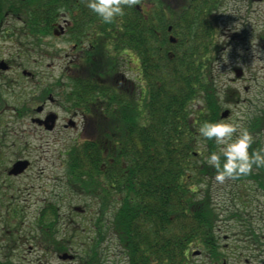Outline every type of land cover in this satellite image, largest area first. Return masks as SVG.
Listing matches in <instances>:
<instances>
[{"label":"trees","instance_id":"trees-1","mask_svg":"<svg viewBox=\"0 0 264 264\" xmlns=\"http://www.w3.org/2000/svg\"><path fill=\"white\" fill-rule=\"evenodd\" d=\"M154 1L152 8L151 0H138L106 24L86 0H0V23L5 13L21 12L19 33L37 39L38 23L50 24L67 12L77 41L90 31L92 43L72 68L74 103L90 117L91 131L70 149L67 165L78 188L93 184L79 191L103 204L94 224L103 216V228L116 238L126 264H198L193 249L210 263L220 262L218 223L230 216L242 221L251 250H264V234L253 229L248 212L225 216L228 209L217 206L216 172L205 160L218 146L197 132L201 122L221 120L231 97L219 93L213 74L218 47L206 4L198 2L188 13L173 8L166 18L164 0ZM169 32L175 43L167 40ZM126 50L140 62V93L119 73ZM103 59L109 64L104 72ZM263 123L257 116L246 128L254 136ZM261 146L254 137L250 151ZM226 180L251 183L264 193V168Z\"/></svg>","mask_w":264,"mask_h":264},{"label":"rangeland","instance_id":"rangeland-1","mask_svg":"<svg viewBox=\"0 0 264 264\" xmlns=\"http://www.w3.org/2000/svg\"><path fill=\"white\" fill-rule=\"evenodd\" d=\"M152 3L153 0H151L150 4ZM24 15L19 12L18 18L8 17L5 19L4 21L10 25L2 27L0 35V59L11 60L15 62L16 66L21 65L20 67L29 71L49 70V72L54 73L66 71L68 62V57H65L66 53L71 52V55L78 58L88 45L92 43L86 40L85 36L87 33L80 37V41H77L71 35L59 33L56 37L45 38V40L51 42V48L47 46L48 49L50 48L49 52L52 46H56L59 50L56 59L52 61L46 59L40 55L45 48L38 45L36 38H25L22 35L25 33L12 35L11 37L4 36L6 32L14 33L16 29L21 27ZM218 15L222 21L220 26L218 27L215 21L212 24V29L214 30L212 39L216 41L218 47L213 55V61H215L213 63V74L220 88L219 93L223 95L227 92L228 95H231L229 97L230 101L223 105L224 109L229 110V115L224 120L237 121L246 127L257 116H263L264 119V0L262 2L221 0ZM209 22L212 23V19ZM60 26L63 27V24H60ZM72 44H76L75 50H71ZM227 49L228 59L225 62L221 54ZM103 55H106V51H103ZM128 60L131 61L128 64L129 67L134 70V61L131 58ZM51 62L54 66L47 67ZM101 64H103L104 72L109 64H106L104 59ZM110 67L111 69H116V67ZM14 69L18 73L21 70L18 67ZM235 70L240 72V77L236 76ZM124 74L128 80H132L133 77L134 81L137 80L136 74L126 70L125 67ZM140 84L141 81L138 79V87L141 90ZM69 101L75 102L74 95ZM261 128L260 133H255L253 137L260 139L264 146V126ZM77 130L72 132L75 136L74 145L86 136V134H82L81 137L80 135L78 136ZM71 144L72 142L67 139L60 142L57 153L59 157L53 168L51 166L52 160L49 162L45 161L46 157L50 159L53 150L44 154L43 157L45 159L42 162L46 169V174H44L43 178H50L53 171L58 178V182L55 189L37 190L38 193L36 194L38 198H41L42 195L46 197L51 195L49 198L47 197L49 200L58 198L60 232L56 240L60 242L70 240L67 244H70L72 250H76V253L81 258L83 252L86 253L85 250H91V255L95 254L97 259L100 256L103 257V264H126L123 250L111 232L103 228L104 223H96L97 231L91 226L94 220H97L96 213L99 209H102L103 204H100V201L98 204V199L92 196L91 198L82 196L79 188H89L93 184L82 183L78 185L79 188L76 184L74 189H71V185L67 183L66 175L70 174L67 162L70 159L66 155L68 160L65 162L63 153ZM72 171L75 172L74 170ZM44 182H48V180ZM215 185L218 188L215 196L218 203L217 206L219 208L224 206L228 209V213L225 216L230 215L232 212L237 214L238 211L243 216H246L244 212H248L251 216L250 219L253 221V229L256 233L261 232L264 234V193L257 191L251 183L238 185L233 181L225 180L223 183L215 181ZM234 193L239 194L234 195ZM112 201H116V199L113 198ZM41 207L42 204L38 203L37 206H33V209L37 208L38 211ZM76 207L80 209L74 210ZM55 214H57V211ZM231 217L233 216L218 223L219 244L223 247V250H220L223 255L222 258L227 264H264V250H251L252 247L248 246L249 243L243 236L245 229L241 225L242 221ZM69 220L70 231L66 232L65 224ZM101 220L103 221V216ZM239 232L241 233L238 234ZM194 260L198 264L218 263L208 262L207 257L203 254L195 256ZM60 264L67 263L60 261ZM74 264L76 263L74 262Z\"/></svg>","mask_w":264,"mask_h":264},{"label":"flooded vegetation","instance_id":"flooded-vegetation-1","mask_svg":"<svg viewBox=\"0 0 264 264\" xmlns=\"http://www.w3.org/2000/svg\"><path fill=\"white\" fill-rule=\"evenodd\" d=\"M198 2L206 4L202 8L210 15L218 14L219 0H164L166 18L179 6L182 13L193 12ZM151 5L155 7V2ZM8 15L12 14L5 13L4 17ZM8 25L0 23V28ZM73 26L67 12H61L50 24L38 23V45L45 48L40 55L51 61L56 59L58 48L52 46L49 52L51 42L45 38L56 37L59 33L74 37L71 33ZM45 27H48L46 31ZM17 34L6 32L4 36ZM87 34L90 41V33ZM171 34L169 32L167 35L168 41ZM71 47V50H75L76 44ZM65 57L71 64L76 59L71 52L66 53ZM131 59L136 65L134 70H139L138 57L132 54ZM0 60L7 65V69H0V264H60V261L85 264L81 257L76 256V250H72L70 244L60 247L54 240L60 232L58 198L49 200L51 195L48 198L36 196L37 190L55 189L58 182L53 171L50 178H43L46 174L42 162L44 154L53 150L50 159L46 157L45 160H52L53 168L59 157L57 153L61 141L67 139L73 144V131L78 129L80 137L83 131H91L88 114L69 101L73 96L75 73L73 70L57 73L49 70L29 71L21 65L16 66L11 60ZM52 65L51 62L47 67ZM17 67L21 68L19 73L14 69ZM17 161H24L26 165L14 167ZM66 178L72 187L74 175ZM46 180L48 182H44ZM38 203L42 207L37 211L33 206ZM65 230H70V220L65 224ZM62 253L72 254L73 257L61 260Z\"/></svg>","mask_w":264,"mask_h":264},{"label":"clouds","instance_id":"clouds-1","mask_svg":"<svg viewBox=\"0 0 264 264\" xmlns=\"http://www.w3.org/2000/svg\"><path fill=\"white\" fill-rule=\"evenodd\" d=\"M138 0H86L90 9L101 22L110 24L124 15L126 6H134ZM227 51L221 54L227 62ZM199 136L214 141L218 150L211 152L205 162L215 169V179L223 183L226 179H238L249 175L254 168H264V146L252 149V133L237 121L205 120L197 128Z\"/></svg>","mask_w":264,"mask_h":264},{"label":"water","instance_id":"water-1","mask_svg":"<svg viewBox=\"0 0 264 264\" xmlns=\"http://www.w3.org/2000/svg\"><path fill=\"white\" fill-rule=\"evenodd\" d=\"M0 68H2V69L6 68V66L4 65L3 62L0 63ZM239 75H240V72L236 71V76H239ZM226 113H227V111H224V112L222 113V116H225ZM23 165H24L23 163H22V164H19V162H17V163L15 164V166H21V167H23ZM63 257H64V256H63ZM222 264H225V263H222Z\"/></svg>","mask_w":264,"mask_h":264}]
</instances>
